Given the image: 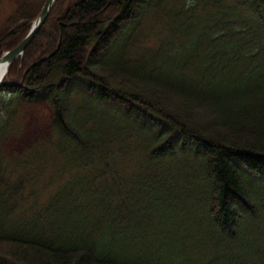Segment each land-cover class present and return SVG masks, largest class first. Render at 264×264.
Returning a JSON list of instances; mask_svg holds the SVG:
<instances>
[{"label": "trees", "instance_id": "1", "mask_svg": "<svg viewBox=\"0 0 264 264\" xmlns=\"http://www.w3.org/2000/svg\"><path fill=\"white\" fill-rule=\"evenodd\" d=\"M0 264H264V0H56L0 86Z\"/></svg>", "mask_w": 264, "mask_h": 264}, {"label": "rangeland", "instance_id": "2", "mask_svg": "<svg viewBox=\"0 0 264 264\" xmlns=\"http://www.w3.org/2000/svg\"><path fill=\"white\" fill-rule=\"evenodd\" d=\"M21 0H0V35L15 28L18 20L9 24L10 16L19 6ZM35 6L33 13H40L46 0H30ZM35 21V20H34ZM33 21V22H34ZM2 33V34H1ZM53 111L46 101H39L26 106L22 113V125L17 133L9 136L3 141L4 150L7 155H18L26 151L33 143L43 138L52 131Z\"/></svg>", "mask_w": 264, "mask_h": 264}, {"label": "water", "instance_id": "3", "mask_svg": "<svg viewBox=\"0 0 264 264\" xmlns=\"http://www.w3.org/2000/svg\"><path fill=\"white\" fill-rule=\"evenodd\" d=\"M56 0H46L44 7L42 8L40 14L35 19L31 29L27 33V35L21 40V42L16 45L14 48L6 51L1 57H0V64L5 65V69L3 71V74L0 76V86L4 84V77L6 73L8 72V67L11 64V62L18 58L19 56L23 55L26 48L29 46V44L33 41L34 37L37 35L39 29L41 26L45 23V21L48 19L52 8L54 6ZM10 83V81L6 82Z\"/></svg>", "mask_w": 264, "mask_h": 264}, {"label": "bare ground", "instance_id": "4", "mask_svg": "<svg viewBox=\"0 0 264 264\" xmlns=\"http://www.w3.org/2000/svg\"><path fill=\"white\" fill-rule=\"evenodd\" d=\"M4 69H5V65L0 64V76L3 74Z\"/></svg>", "mask_w": 264, "mask_h": 264}]
</instances>
